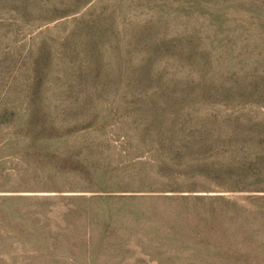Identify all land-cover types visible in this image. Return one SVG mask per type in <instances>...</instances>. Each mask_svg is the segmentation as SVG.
Returning a JSON list of instances; mask_svg holds the SVG:
<instances>
[{"label": "rangeland", "instance_id": "1", "mask_svg": "<svg viewBox=\"0 0 264 264\" xmlns=\"http://www.w3.org/2000/svg\"><path fill=\"white\" fill-rule=\"evenodd\" d=\"M0 264H264V0H0Z\"/></svg>", "mask_w": 264, "mask_h": 264}]
</instances>
